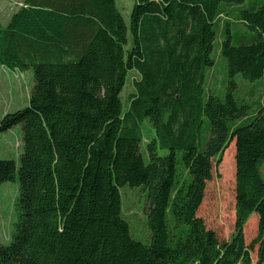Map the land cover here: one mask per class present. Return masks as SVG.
Here are the masks:
<instances>
[{
    "label": "trees",
    "instance_id": "16d2710c",
    "mask_svg": "<svg viewBox=\"0 0 264 264\" xmlns=\"http://www.w3.org/2000/svg\"><path fill=\"white\" fill-rule=\"evenodd\" d=\"M132 1L128 26L116 0H21L0 25V68L33 76L28 107L0 119V133L19 125L22 141L18 168L0 161V184L18 174L0 264H252L255 246L264 263V99L242 125L249 107L234 98L237 75L264 76V0ZM231 7L254 32L245 43L232 42ZM215 46L228 75L222 98L206 89ZM233 141L234 227L220 241L197 211ZM124 186L145 193L148 245L130 236Z\"/></svg>",
    "mask_w": 264,
    "mask_h": 264
},
{
    "label": "rangeland",
    "instance_id": "374dc122",
    "mask_svg": "<svg viewBox=\"0 0 264 264\" xmlns=\"http://www.w3.org/2000/svg\"><path fill=\"white\" fill-rule=\"evenodd\" d=\"M246 0L242 8L249 7ZM21 0H0V25L5 26L11 14L17 11ZM116 4L122 14L125 24L128 26L129 14L133 6L132 0H116ZM227 14L226 23L229 24V31L232 42L245 43L254 35L250 29L238 20L236 11ZM227 9V10H228ZM222 26V25H221ZM220 28V26H219ZM220 30V29H219ZM220 35L217 31L215 42L219 41ZM214 66L209 71L207 91L216 97L222 98L228 80L226 61L220 55L216 46L212 52ZM136 78L134 72H130L128 79L121 93V101L124 108L127 105L128 95L132 92V81ZM237 89L234 92L235 100L240 104H246L248 116L237 120L236 123L247 124L248 119L254 115L258 104L264 99V76L257 83H249L239 75L235 77ZM33 86V76L31 70L19 72L7 68H0V119L6 114H13L28 107L29 96ZM206 125V121L205 124ZM142 134L145 139L154 137L151 125L145 121L142 126ZM144 141L140 144V153L147 162ZM206 138L202 137L199 142V149L202 150ZM233 146L228 155L225 152ZM223 153L220 164H213L212 177L206 184L204 198L197 211V216L201 218L206 227L213 230L220 241L229 240L234 227V206H235V145L230 143ZM22 153L21 127L19 125L0 133V161H13L18 168L19 156ZM17 190L18 174L13 180L0 184V245L7 246L10 243L11 235L17 221ZM122 198L123 218L129 224L130 236L144 244L150 243V233L146 227L145 206L146 197L140 187L131 188L124 186L120 188ZM258 219L251 216L246 223L243 233L245 243L249 245L255 238L257 232ZM257 247L251 253L252 264L257 263ZM264 264V263H263Z\"/></svg>",
    "mask_w": 264,
    "mask_h": 264
}]
</instances>
